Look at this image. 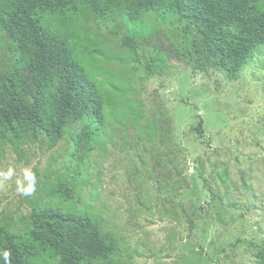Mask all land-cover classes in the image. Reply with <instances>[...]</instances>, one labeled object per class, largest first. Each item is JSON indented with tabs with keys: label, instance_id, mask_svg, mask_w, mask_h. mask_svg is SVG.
<instances>
[{
	"label": "rangeland",
	"instance_id": "rangeland-1",
	"mask_svg": "<svg viewBox=\"0 0 264 264\" xmlns=\"http://www.w3.org/2000/svg\"><path fill=\"white\" fill-rule=\"evenodd\" d=\"M62 28L101 53L82 60L106 128L90 145L75 122L55 147L32 133L0 141V228L45 205L96 218L116 243L110 264H264V45L229 81L205 65L200 33L192 55L174 22L135 52L118 21ZM11 63L1 41L0 95Z\"/></svg>",
	"mask_w": 264,
	"mask_h": 264
},
{
	"label": "trees",
	"instance_id": "trees-1",
	"mask_svg": "<svg viewBox=\"0 0 264 264\" xmlns=\"http://www.w3.org/2000/svg\"><path fill=\"white\" fill-rule=\"evenodd\" d=\"M73 21H118L127 32L124 45L134 52L136 37L154 32L156 22H174L196 55V30L205 65L229 81L264 45V0H0V42L8 43L13 69L0 95L3 143L32 133L55 147L73 122L80 127L77 143L90 145L103 136L105 98L93 66L88 71L82 60L101 53L75 48L62 28ZM194 130L203 136L202 119ZM115 250L113 237L96 218L45 205L20 227L0 228V264H110ZM257 257L264 261V252Z\"/></svg>",
	"mask_w": 264,
	"mask_h": 264
}]
</instances>
